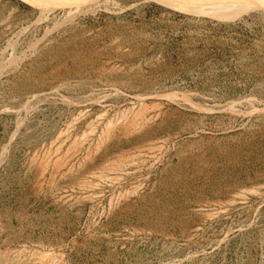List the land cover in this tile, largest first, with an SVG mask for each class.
Returning <instances> with one entry per match:
<instances>
[{
    "label": "rangeland",
    "instance_id": "obj_1",
    "mask_svg": "<svg viewBox=\"0 0 264 264\" xmlns=\"http://www.w3.org/2000/svg\"><path fill=\"white\" fill-rule=\"evenodd\" d=\"M0 0V264H264V0Z\"/></svg>",
    "mask_w": 264,
    "mask_h": 264
},
{
    "label": "bare ground",
    "instance_id": "obj_2",
    "mask_svg": "<svg viewBox=\"0 0 264 264\" xmlns=\"http://www.w3.org/2000/svg\"><path fill=\"white\" fill-rule=\"evenodd\" d=\"M241 0H183L182 4L189 9L208 13L226 8L229 4L238 3Z\"/></svg>",
    "mask_w": 264,
    "mask_h": 264
}]
</instances>
